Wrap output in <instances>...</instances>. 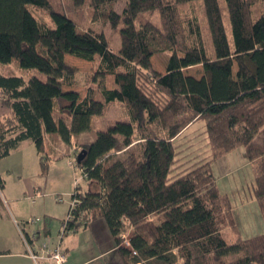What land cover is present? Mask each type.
I'll return each mask as SVG.
<instances>
[{"label": "trees", "instance_id": "trees-1", "mask_svg": "<svg viewBox=\"0 0 264 264\" xmlns=\"http://www.w3.org/2000/svg\"><path fill=\"white\" fill-rule=\"evenodd\" d=\"M73 1V9L88 2ZM90 1L95 8L109 5L104 16L114 29L123 24L117 51L106 34L79 32L52 0H0V66L38 73L25 80L0 69V104L9 110L0 112V159L32 141L45 173L46 134L70 144L92 128L93 117L121 103L126 119L79 146V153L86 151L78 167L89 190H74L71 200L78 206L69 228L103 219L124 264H264V232L242 237L231 200L212 174L213 162L243 147L254 166V195L264 221V14L255 20L252 13L258 0H225L233 44L219 0H199L214 55L198 19L182 17L178 8L196 0ZM119 1L126 2L121 14L113 10ZM29 5L48 14L54 26L43 25ZM149 12L159 14L160 25H137L138 16ZM165 51L172 55L160 73L152 58ZM66 56L100 59L84 98L64 90L76 74ZM196 66L202 67L200 77L187 72ZM107 75L114 78L111 88ZM199 121L208 154L182 167L178 155L187 149L177 141ZM226 227L236 230L232 242L224 236ZM127 228L133 235L125 248L119 240Z\"/></svg>", "mask_w": 264, "mask_h": 264}, {"label": "rangeland", "instance_id": "rangeland-1", "mask_svg": "<svg viewBox=\"0 0 264 264\" xmlns=\"http://www.w3.org/2000/svg\"><path fill=\"white\" fill-rule=\"evenodd\" d=\"M52 1L54 2V5L61 7L70 15V17L78 25L79 32L85 30L102 32L103 34H106L111 47L115 51L121 47V35L119 31L123 27V24H120L116 29H114L111 22L105 18L104 15H107L109 12H111L108 4L103 3L100 4L98 8H95L91 5L92 1L87 0L88 2L80 9H73V0ZM125 3V1L116 2L113 6V10L121 14L123 12ZM219 3L223 10L224 24L225 28L228 30V38L230 39L231 44H233L232 28L230 27V17L228 16L226 2L225 0H219ZM178 8H180L182 17L187 19H198L199 25L203 30L204 38L207 41L208 51H210V54L214 55L207 18H205L203 2L196 0L189 4H182ZM29 9L43 25H49L50 27L54 26L48 14L38 10L32 5H29ZM252 13L255 20L259 19L261 15L264 14V0H258L256 2ZM149 20L153 21L157 25H160L159 14L151 12L140 14L137 19V25L148 22ZM171 55L172 53L168 51L155 55L152 58L154 70L163 73V71H165L164 68L166 67V63ZM65 58L67 64L72 69L76 70V74L71 79V84H65L64 89L74 88L80 92V95L83 98L85 97L88 91L87 88L90 85V83H88V80L90 79L89 76H92L98 70L97 67L99 65L100 59L97 58L95 62H88L84 59L82 60L74 56H66ZM0 69L5 74L8 72H13L16 75L18 74L25 80H28V78L32 75H38L37 71L35 70L27 71L20 69L15 65L0 66ZM201 71V66H196L187 70L189 74L197 77L202 75ZM106 78L108 88L113 87L114 78L108 75ZM2 107L3 105L0 104V112L3 110ZM55 114L56 118L59 119L60 114L58 109H56ZM126 117L127 115L125 107L121 103L109 105L107 114L105 116L93 117L91 122L92 128L89 131L83 133L82 136L77 137L75 141L76 143L82 142L84 144L94 142L97 138L98 131H106L110 126H113L120 120L126 119ZM65 120L70 122V116L68 114H65ZM203 127L204 121H199L191 129V133H189L188 136L182 137L179 141H177L178 144H183L179 147V149H187L183 153H179V160L177 164H182V167L189 166L190 161H199L208 154V152H206L207 149H209L207 145L208 141L206 140L205 134L203 133ZM154 128L160 136L165 135L164 132L159 129V127L154 126ZM51 137L52 138L49 140H46V157L49 160L48 169L45 172L48 184L46 188H44V192L48 195L52 194L54 199L57 197L62 198L63 201H58L57 199L55 200L60 203V205L70 206L71 199L69 201L68 197L63 192H61L63 191L62 187H64V184L60 178L63 180L69 170L71 174H74L75 171V179L80 180L78 186L81 192H85V190H87L88 181L83 178L82 172L78 167L77 156L79 150L72 151L71 145L67 144L66 142L64 143L62 139H59L60 136L57 134H53ZM135 140L136 142L134 144L136 149H140L141 144H136L137 142L140 143L138 134H136ZM71 159L76 161L77 166L75 168L70 164ZM63 164H66L67 166L64 167ZM212 174L216 178V186H218L220 193L222 195L228 196L231 200L232 207L234 208V219L236 220L238 229L241 231L242 237L248 238L263 233L264 221L263 217H261L260 207L258 206L254 195V189L256 187L254 166L251 162H249L245 149L243 147H237L232 153L222 157L221 160L213 162ZM78 186H75V189L78 188ZM224 230V236L226 237V240L232 242V240L237 236V233L234 232L236 230H232L229 227H226ZM120 235V245L128 248L126 245V240H129V238L133 235L131 228L125 229ZM118 252L119 250H116L117 254H119Z\"/></svg>", "mask_w": 264, "mask_h": 264}, {"label": "crops", "instance_id": "crops-1", "mask_svg": "<svg viewBox=\"0 0 264 264\" xmlns=\"http://www.w3.org/2000/svg\"><path fill=\"white\" fill-rule=\"evenodd\" d=\"M64 90L77 91L74 88ZM98 98L102 100L101 95ZM2 108V112H9ZM50 138L51 135H45V148L46 140ZM76 138L69 144L72 151H78L79 146L84 144L76 143ZM75 174V171L71 174L69 170L63 180L60 178L64 184L61 192L69 201L77 182ZM0 178L4 184L3 197L0 196V264H35L25 253L24 241L16 222L26 223L39 218L33 226L25 224L23 228L27 233L37 232L40 239H48L55 245L59 242L61 224L68 216L70 206L60 205L52 194L44 192L48 182L40 155L32 141H24L8 157L0 159ZM87 185L85 192L89 190V184ZM80 225L78 229L70 231L61 242L68 264H124L123 257L119 252L116 253L118 248L115 238L103 219L89 221L86 225L82 222Z\"/></svg>", "mask_w": 264, "mask_h": 264}, {"label": "built area", "instance_id": "built-area-1", "mask_svg": "<svg viewBox=\"0 0 264 264\" xmlns=\"http://www.w3.org/2000/svg\"><path fill=\"white\" fill-rule=\"evenodd\" d=\"M74 162V163H73ZM71 166L74 168L77 166L76 161H73L71 159L70 161ZM80 169V168H79ZM82 172V169H80ZM76 186L79 184V179L76 180ZM0 195H2V189L0 187ZM58 201H63L62 198L57 197ZM78 206L77 200H71L70 202V208L68 211V216L66 219L62 222L61 230L59 232V242L58 244H51V242L48 239H40L38 236V233H27L25 231V228L23 226L25 224L28 225H34L36 224L40 219L34 218L26 223H19L16 222L17 227L19 228L21 232V237L24 241L25 245V253L27 257H29L32 261H34L35 264H68L67 254L65 251V248L62 247V240L64 237L69 234L72 229L69 228V223L75 220V214H73L74 209ZM125 238V237H123ZM126 245L129 246V240H126ZM133 255H136V251H132Z\"/></svg>", "mask_w": 264, "mask_h": 264}, {"label": "water", "instance_id": "water-1", "mask_svg": "<svg viewBox=\"0 0 264 264\" xmlns=\"http://www.w3.org/2000/svg\"><path fill=\"white\" fill-rule=\"evenodd\" d=\"M86 155V151L80 152L77 156L78 163H81Z\"/></svg>", "mask_w": 264, "mask_h": 264}]
</instances>
